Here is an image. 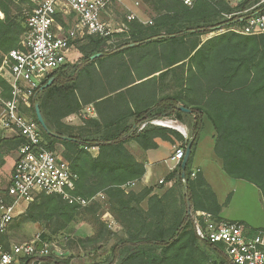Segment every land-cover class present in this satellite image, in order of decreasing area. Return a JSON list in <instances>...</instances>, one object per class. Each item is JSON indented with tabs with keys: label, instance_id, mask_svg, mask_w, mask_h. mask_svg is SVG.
Returning a JSON list of instances; mask_svg holds the SVG:
<instances>
[{
	"label": "trees",
	"instance_id": "trees-1",
	"mask_svg": "<svg viewBox=\"0 0 264 264\" xmlns=\"http://www.w3.org/2000/svg\"><path fill=\"white\" fill-rule=\"evenodd\" d=\"M14 1L0 0L4 13L0 17V65L10 50L19 47L26 30L20 15L13 11ZM24 1L30 9L35 7L33 2ZM148 1L155 12L152 24L138 18L127 20L126 34L135 39L134 44L108 51L105 47L114 35L87 36L79 48L82 62L76 66L67 63L52 73L50 78L55 81L36 93L26 113L38 122L35 104L39 103L49 130L71 138L62 139L41 128L47 148L58 150L62 146L64 158L77 173L74 194L87 201L103 192L107 202L113 203L124 236L112 247L109 264H231L220 244L202 240L196 233V210L223 217L222 205L202 173L193 175L192 161L207 117L215 130L214 150L224 171L253 183L264 199V33L229 31L206 41L200 37L244 24L241 17L229 19L225 15L251 8L261 0H236L235 4L232 0H193L191 5L184 0ZM258 11L254 9L247 16ZM97 53L102 55L91 59ZM0 85L9 98L10 87L1 77ZM89 104L94 105L97 118L84 120L80 126L62 121ZM170 116L179 121L191 118L189 138L151 123ZM158 137L171 142L175 137L185 150L193 141L186 176H182L179 164L167 176L176 179L175 187L164 194H151L153 189L147 187L126 191V184L140 180L146 172L145 163L138 161L126 144L134 140L148 150L158 147ZM25 142L19 135L0 139V165L5 162V153L18 151ZM92 147L99 149L96 156L90 151ZM2 193L8 197L6 190H0ZM144 196L148 197L147 208L139 204ZM32 205L40 209L45 221L56 222L58 229L80 213H91L98 228L95 235L107 239L115 235L107 221L95 216L101 208L99 200L80 210L82 205L61 195L41 192ZM29 217L35 218V212ZM2 238L5 241L6 234ZM34 259L41 264H73L72 254L57 255L53 248L48 255Z\"/></svg>",
	"mask_w": 264,
	"mask_h": 264
},
{
	"label": "built area",
	"instance_id": "built-area-1",
	"mask_svg": "<svg viewBox=\"0 0 264 264\" xmlns=\"http://www.w3.org/2000/svg\"><path fill=\"white\" fill-rule=\"evenodd\" d=\"M114 1L39 0L28 14L22 46L10 50L2 60L0 77L9 83L11 96L5 98L0 85L3 106L0 123L4 130L23 136L26 142L18 151L11 184L7 188L8 197L0 195V264H41L34 258L50 253L49 244L40 237L10 247L2 238L9 225L38 193L58 194L70 203L87 204L85 199L74 194L78 175L71 169L70 162L60 152L47 148L40 124L28 117L23 108L31 104V96H35L52 73L69 63L72 41L78 36L111 37L122 30L112 28L103 17ZM184 1L188 5L193 2ZM263 6L264 0H261L251 8L226 14L229 19L241 17L245 23L220 30L244 35L264 33ZM254 9L259 11L247 16ZM71 14L77 17L75 23L71 28H61L57 18L66 19ZM135 18L145 24L153 22L152 19L142 20L134 13L128 16L129 21ZM92 109L88 108L89 111ZM159 122L151 121L161 125ZM185 152L183 146L175 149L171 157L175 166L181 164ZM193 221L197 235L202 240L220 244L231 264H264V229H253L238 220L218 219L204 210H196Z\"/></svg>",
	"mask_w": 264,
	"mask_h": 264
},
{
	"label": "rangeland",
	"instance_id": "rangeland-1",
	"mask_svg": "<svg viewBox=\"0 0 264 264\" xmlns=\"http://www.w3.org/2000/svg\"><path fill=\"white\" fill-rule=\"evenodd\" d=\"M29 1L33 2L35 6L39 2V0H29ZM114 2L115 3L110 5L107 11L103 14V17L109 24H111L112 28L114 29L121 28L122 30L113 34L114 36L111 38L110 42L107 43V46L105 47V50H108V51L117 50L121 47L132 45L135 43V39L131 37V35L126 34L127 28H125V26H127L128 16L131 13L136 14V16H138L142 20H149L153 18V16H155V12L153 11L152 6L148 0H115ZM230 2L232 4H235L236 0H232ZM13 4H14L12 5L13 11L15 12V14L20 15L22 24L26 26L27 18L23 19V16H24L23 14H26L28 17V14L33 10V9H30L29 2L24 1V0H15ZM76 20H77V17L74 14L73 15L71 14L69 18L66 17V19L62 17L57 18L59 26L65 29L71 28ZM25 32L22 33L20 36L21 41L24 38ZM222 33H225V32H222L221 30H217V31H213L211 33L202 35L200 38L202 41H206L208 38H211L213 36H216ZM256 35H260V34H256ZM86 37L87 36H78L74 41H72V46L69 51V54H70L69 64L72 63V64H75L76 66V64H80L82 62V60H80L82 54L80 53L79 48L81 44L84 42L83 40H85ZM21 41H20V45L18 48L22 46ZM18 48H15V49H18ZM33 98L34 97L31 96V100H30L31 104L28 105V108H32ZM86 107L90 108L91 106H88V105L85 106L80 112L76 113L77 115L71 117L70 119L66 118V122L74 124V122L76 121H80V120L84 121V120H89L91 118H94L91 115V111H89L88 108ZM23 110H24V113L28 117L31 118V116H29L25 112L24 108ZM156 120L173 121L177 123V125H180L183 127L184 133L180 132L182 135L185 134L186 129L187 131L188 129L190 130L189 137L192 134L191 128H190L191 125L189 124L191 118L189 117H187L186 120L184 121H179L175 117H171V116L165 117L163 119H156ZM69 126H73V125H69ZM213 129L214 127H212L211 122L207 121L206 127L203 130V133L208 134L209 131L212 132ZM183 136H186V135H183ZM173 142L176 145L174 149L182 146L179 140L177 142L174 140ZM126 145L128 148H130L129 150L131 151L136 152L138 148V145L135 141H130ZM212 145L213 143L211 139H206V140L204 139L202 143V148L205 152L204 153L205 155L209 153V150L211 149ZM57 149L58 150L56 151L60 152L63 155V153L61 152L62 147L60 145L57 147ZM94 150L95 149L93 148L90 149V151L92 152ZM204 158H206V156H204ZM205 163H206L205 169H207L206 171H209L208 161L205 160ZM177 167L178 165L176 166V168ZM195 173L196 171L193 173V175H195ZM210 173H211L210 178L212 177V180L216 181L217 184L219 181V184L223 186L226 183L222 180V178H225V180H228V181L233 180V179H230V177H227L229 179H226V177H223L225 175H222V178H221L213 170ZM135 182L136 181H131L128 184H126L124 186L125 190L126 191L133 190L127 187L131 186ZM244 182H245L244 184L246 187H241L237 189V192L234 193V196H235L234 202H233L234 211L232 212H235V214L237 215L239 214L245 215L246 216L245 221H247V223H249L253 227L264 229V208L261 207V205L257 203L255 196L251 194V191H253L255 188L253 183L248 182V181H244ZM185 193H187V187H185ZM44 194L52 195V194L45 193V192ZM104 196L105 194L103 192L98 193L92 199L87 200V204L82 205L81 206L82 208L80 210L89 206L93 201L99 200L101 204V208H98V213L95 216H97L98 218L100 217V220L107 221L109 223L110 229L113 230V232L115 233V235H111L109 239H107V237L105 236L99 237L95 235L96 219L94 217V214L80 213L77 216V218L73 222H71L69 225H67L64 228L58 229L57 223L54 221L53 222L45 221L43 217L41 216L42 214L40 213V209L38 207L33 208V205L31 202L24 209V211L21 214H19L13 220V222L9 225L8 230L6 232L7 238L5 239V241L8 244L7 247H10L14 244H22L25 242H30L36 239L37 237H40L43 241L49 244L50 248H53L60 252H69V254H72L73 264H100L101 262H103L104 264H109L110 258L113 254L112 247L119 242L120 238L124 236V233H123L122 225L116 219L117 215L112 209L113 203L107 202V199ZM226 200H228V196ZM41 201H36V202H41ZM187 201L188 199L186 200V202ZM139 204L147 208L149 204L148 197L146 199H145V196L141 198V200L139 201ZM36 205L38 206L39 203H37ZM33 211L35 212V218L29 217L30 213ZM114 222L115 224L118 223V225H120L121 228L117 227L115 229ZM88 237H92L94 238V240L90 242L80 241V239L86 240V238ZM213 258L216 259L215 255H213ZM118 260L119 258L117 259V261Z\"/></svg>",
	"mask_w": 264,
	"mask_h": 264
},
{
	"label": "crops",
	"instance_id": "crops-1",
	"mask_svg": "<svg viewBox=\"0 0 264 264\" xmlns=\"http://www.w3.org/2000/svg\"><path fill=\"white\" fill-rule=\"evenodd\" d=\"M2 14H3V12H2ZM3 17H1V18H3ZM149 20H151V19H149ZM159 73L160 72H157L154 75H158ZM51 78H54V77H51ZM54 81H55V78H54ZM7 84L9 85L8 82H7ZM9 87H10V85H9ZM10 90H11V87H10ZM88 106L93 107V109L91 111V115H92V117L96 118L97 117V111H96L94 105L89 104ZM86 108H88V107H86ZM24 109L26 112V110L28 109V106H24ZM2 113H3V106L0 103V118L2 116ZM75 115H77V114L72 113V114L68 115L67 117H65L62 121L64 123H66L67 125H73V126L83 125L84 124L83 120L76 121V122H74V124L66 122V118L70 119L71 117H73ZM207 121H210V120L207 117H205L204 128L206 127ZM212 127H213V125H212ZM204 128H203V130H204ZM203 130L201 131L200 139H199L198 145H197L195 152H194V155H193L192 170L194 172L195 171L201 172L202 175L204 176V178L206 179L207 183L210 185L212 190L215 192L219 203L222 205L220 215L223 218L230 219V220L242 221L253 229H262V228L253 227L252 225L247 223V221H245V219H246L245 215H240V214L237 215V214H235V212H232V211H234L233 210V206H234L233 202H234V197H235L234 193L237 192V189H239L241 187H246L244 184L245 183L244 181H246V180L236 179L233 177L231 178L224 171L222 160L216 155L215 150H214V147H215V131H214V129L212 130V132L209 131L208 134L203 133ZM189 134H190V130L188 129V131H187V129H186V134H183V135H186L184 137L187 138V137H189ZM15 136H16L15 133H13L11 131L4 130L1 126V123H0V139H2V138H13ZM204 139L205 140L211 139V141L213 143V145H212V147L209 150V153L207 155L204 154L205 152L202 148V143H203ZM174 140L176 142L178 141L177 138H175V137H174ZM132 141H134V140H132ZM156 142L158 144V147L151 148L148 150L143 149L139 145V143L136 142L138 145L136 152L130 150L134 154V156L136 157V159L138 161L145 163L146 172L140 180H137L134 184H132L131 186H129L127 188L133 189L134 191L139 192L142 189L147 187V188L153 189L151 194L162 195L167 190L175 187L176 179L175 178L167 179V176L169 175V173L174 171L176 168L175 162L171 159V157L174 155V152H175L174 147L176 145L174 142L164 140L160 137L156 138ZM18 151H14L11 153H5L4 152L5 153V156H4L5 162L0 165V190H2V191H5V190L7 191L8 186L11 184L16 159L18 157ZM61 152H62V150H61ZM98 152H99V149H98V147H96V149L92 153H93V155H97ZM204 156H206V158H204ZM205 160L208 161V164H209L208 170L209 171H206L207 169H205L206 168ZM212 170L214 172H216V174L219 175L221 178H222V175H225L223 177H226V179H229L227 177H230V179H233V180L228 181V180H225V178H222V180L226 184L223 186V185L219 184V181L217 184L216 181L212 180V177L210 178V175H211L210 172ZM254 187L255 188L253 191H251V194L255 196L257 203L259 205H261V207L264 208V199H263V195L261 193V190L255 185H254ZM0 195H4V193H2ZM227 196L228 197L230 196L229 200H226ZM114 224H115V222H114ZM117 227L121 228V226L118 225V223L115 224V229Z\"/></svg>",
	"mask_w": 264,
	"mask_h": 264
},
{
	"label": "water",
	"instance_id": "water-1",
	"mask_svg": "<svg viewBox=\"0 0 264 264\" xmlns=\"http://www.w3.org/2000/svg\"><path fill=\"white\" fill-rule=\"evenodd\" d=\"M102 53H97L93 56H91V59H95L99 56H101ZM54 82V78H50L48 80V82L46 84H43L41 86V90H44L45 88H47L48 86H50L52 83ZM180 109L185 111V112H192V109L190 108H186L184 106H180ZM35 112H36V117H37V120H38V123L40 124L41 128L46 131L48 134H51L53 136H56V137H61L62 139H71L70 137H67V136H60L52 131L49 130L48 126H47V123L45 121V118L41 112V108H40V104L39 103H36L35 104ZM165 127H168V128H172V129H175L181 133H183L182 131H180L179 129L175 128V127H172V126H166V125H163ZM192 146H193V141L190 140L189 143L187 144V147H186V152H185V156L181 162V169H182V176L185 177L186 176V167H187V163L189 161V158L191 156V153H192ZM187 187V186H186ZM188 207H189V211H191V202L190 200L188 199ZM55 253L57 255H68L69 252H60L58 250H55Z\"/></svg>",
	"mask_w": 264,
	"mask_h": 264
},
{
	"label": "bare ground",
	"instance_id": "bare-ground-1",
	"mask_svg": "<svg viewBox=\"0 0 264 264\" xmlns=\"http://www.w3.org/2000/svg\"><path fill=\"white\" fill-rule=\"evenodd\" d=\"M0 14H2V12L0 11ZM161 125H166V126H173V127H177V129H179L180 131H182L184 133L183 127L180 125H177V123L173 122V121H169V120H160L159 122ZM186 134V132H185Z\"/></svg>",
	"mask_w": 264,
	"mask_h": 264
}]
</instances>
